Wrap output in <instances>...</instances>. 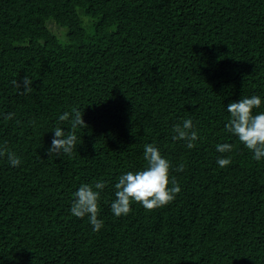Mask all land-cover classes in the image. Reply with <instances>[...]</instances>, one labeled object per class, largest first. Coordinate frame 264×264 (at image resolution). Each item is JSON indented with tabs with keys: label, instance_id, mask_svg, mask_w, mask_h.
<instances>
[{
	"label": "trees",
	"instance_id": "obj_1",
	"mask_svg": "<svg viewBox=\"0 0 264 264\" xmlns=\"http://www.w3.org/2000/svg\"><path fill=\"white\" fill-rule=\"evenodd\" d=\"M252 95L264 112V0H0V145L22 161L0 156V264H264V159L225 128ZM73 108L77 148L49 156ZM185 119L192 149L172 138ZM146 144L181 192L116 217L114 185L146 167ZM101 180L94 231L70 207Z\"/></svg>",
	"mask_w": 264,
	"mask_h": 264
},
{
	"label": "clouds",
	"instance_id": "obj_2",
	"mask_svg": "<svg viewBox=\"0 0 264 264\" xmlns=\"http://www.w3.org/2000/svg\"><path fill=\"white\" fill-rule=\"evenodd\" d=\"M33 81L25 76L22 83L13 81L18 88H23V94L31 93ZM262 104V98L258 95L241 97L239 101L230 102L227 111L230 119L225 125L226 130L238 137L253 154V159L260 161L264 159V112L254 113V109ZM14 113H9L6 119H12ZM61 122L69 121L71 129L67 132L62 127L54 128V136L51 146L47 150L49 156L57 157L63 154H71L77 148L78 137L76 130L78 127L86 128L83 113L73 108L59 116ZM173 140H183L186 147L192 149L199 139L198 133L194 130L191 119H185L173 127ZM233 145L221 143L216 145L219 153L231 152ZM7 156L8 162L13 167H19L22 163L15 152L8 150L6 146L0 145V156ZM144 160L146 167L138 171H128L118 177V182L114 185L115 199L111 202V211L116 217L127 215L131 212L133 202L140 203L146 210L151 211L164 207L171 203L181 192V187L175 178L170 177L172 169L171 162L166 159L154 144L144 146ZM231 163L230 158H218L217 164L223 168ZM184 165L180 164L176 171H183ZM104 181H97L94 185L83 183L77 191L73 193V201L70 213L74 217H88L94 231H99L103 227V221L99 219L100 193L105 188Z\"/></svg>",
	"mask_w": 264,
	"mask_h": 264
}]
</instances>
